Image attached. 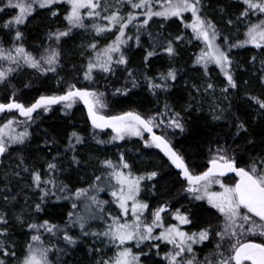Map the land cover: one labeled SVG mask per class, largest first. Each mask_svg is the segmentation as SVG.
<instances>
[{"label":"snow or ice","instance_id":"snow-or-ice-1","mask_svg":"<svg viewBox=\"0 0 264 264\" xmlns=\"http://www.w3.org/2000/svg\"><path fill=\"white\" fill-rule=\"evenodd\" d=\"M0 264H264V0H0Z\"/></svg>","mask_w":264,"mask_h":264},{"label":"trees","instance_id":"trees-1","mask_svg":"<svg viewBox=\"0 0 264 264\" xmlns=\"http://www.w3.org/2000/svg\"><path fill=\"white\" fill-rule=\"evenodd\" d=\"M186 58H187V57H185V59H186ZM182 64H183V60L181 61V65H182ZM76 119H77V120L80 119V113H79V111H77V113H76ZM50 123H55V121H50ZM109 147H111V146H109ZM112 151L115 152V149L113 148Z\"/></svg>","mask_w":264,"mask_h":264}]
</instances>
